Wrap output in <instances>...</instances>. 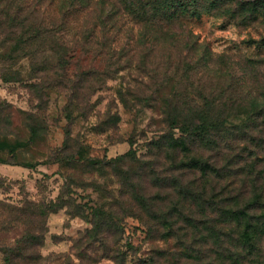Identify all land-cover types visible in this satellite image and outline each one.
Masks as SVG:
<instances>
[{"label": "rangeland", "instance_id": "374dc122", "mask_svg": "<svg viewBox=\"0 0 264 264\" xmlns=\"http://www.w3.org/2000/svg\"><path fill=\"white\" fill-rule=\"evenodd\" d=\"M0 264H264V0H0Z\"/></svg>", "mask_w": 264, "mask_h": 264}, {"label": "trees", "instance_id": "16d2710c", "mask_svg": "<svg viewBox=\"0 0 264 264\" xmlns=\"http://www.w3.org/2000/svg\"><path fill=\"white\" fill-rule=\"evenodd\" d=\"M201 123H202V125L205 123V125H204V126H206L205 128H208L206 132H208L209 129L211 131H217L218 130L217 126L219 125V122L216 121V120L209 121L207 116L202 117ZM194 131L198 132L196 129ZM230 215L233 216V219H235V220H237L239 222H240L241 219H243L242 216H244L245 221L247 222V226L249 227V229H251L253 227L251 224H249V223H252V222H251V220H249V217L247 216L246 213H244V212L243 213L242 212L241 213L235 212V213H232ZM255 226H258V223H256ZM252 231H256V233H257V232L260 231V227H254V229Z\"/></svg>", "mask_w": 264, "mask_h": 264}]
</instances>
